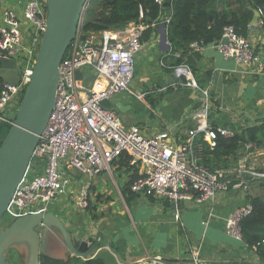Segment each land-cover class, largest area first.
I'll use <instances>...</instances> for the list:
<instances>
[{"label": "built area", "instance_id": "built-area-1", "mask_svg": "<svg viewBox=\"0 0 264 264\" xmlns=\"http://www.w3.org/2000/svg\"><path fill=\"white\" fill-rule=\"evenodd\" d=\"M91 1L84 7L76 36L60 64L55 105L30 167L11 202L9 212L13 218L39 210L51 211L49 207L60 196L68 195L73 184L69 169L87 177L75 201L79 208L87 209L91 180L104 172L112 173L114 163L126 155L139 171V176L131 183V190L174 203L175 218L181 226L178 208L184 201L213 205L219 195L230 190L248 194L255 182L264 179V171L256 159L264 146L245 142L234 166L211 168L204 163L205 144L213 150L220 136L234 137L235 131L204 121L188 130L186 138L180 141L171 139L168 131L146 136L138 126H126L117 111L101 104L120 93H135L131 85L136 56L144 45L143 35L148 25L131 22L122 29L87 31L84 29L85 15ZM156 1L160 5L165 2ZM46 9V0H27L21 11L12 7L4 10L0 20V56L16 60L21 79L10 84L0 78V124L11 125V113L17 111L31 81L47 24ZM172 17L170 10L162 19L166 35ZM205 45L203 40L192 41L190 52H202ZM214 46L225 58L264 69L262 54L232 24L223 27ZM174 69L186 76L187 85L201 93L202 106L193 117L206 118L212 106L209 88L200 86L190 65L182 63ZM79 71H83L84 76L95 75L91 88L77 77ZM135 95L144 96L140 92ZM32 164L38 167V172L29 173ZM252 210L251 201L233 208L224 218L225 232L245 242L242 220ZM198 248L190 247L192 264H201Z\"/></svg>", "mask_w": 264, "mask_h": 264}, {"label": "crops", "instance_id": "crops-1", "mask_svg": "<svg viewBox=\"0 0 264 264\" xmlns=\"http://www.w3.org/2000/svg\"><path fill=\"white\" fill-rule=\"evenodd\" d=\"M26 1L0 0V20L5 9L12 7L21 11ZM170 10L163 12L160 22L146 28L144 45L136 56L131 90L144 96L139 98L131 92L117 95L125 105L121 117L126 126H138L146 136L168 131L171 139L180 141L186 138L188 130L204 121L236 133L259 125L264 118V69L223 57L214 46L217 39L205 42L203 51L194 53L198 58L193 63L187 61L191 52L182 58L181 51L173 49L168 37V43L163 40L160 25ZM244 35L264 59L261 15L251 21ZM182 63L196 70L197 73L193 69L196 80L208 79V83L200 85L208 87L211 93L212 106L206 118L193 117L202 106L201 93L187 85L186 76L174 69ZM124 157L114 163L112 173L104 172L91 180L90 209H81L75 202L87 177L73 169L67 171L73 184L68 195L54 201L51 211L76 236L90 241L100 232L110 236L114 249L131 264H192L190 247L193 246L199 247L201 264H264L254 250L228 235L224 228L226 215L233 208L250 202L251 190L259 191L256 182L248 194L230 190L219 195L213 205L193 201L180 203L181 226L175 218L174 203L126 188L138 169ZM256 159L264 171V150ZM31 167L32 172H38L37 166L32 164ZM260 181L264 184V179ZM108 241L101 236L99 248L108 246ZM55 245L74 256L60 243ZM108 253L110 264H120L112 252Z\"/></svg>", "mask_w": 264, "mask_h": 264}, {"label": "water", "instance_id": "water-1", "mask_svg": "<svg viewBox=\"0 0 264 264\" xmlns=\"http://www.w3.org/2000/svg\"><path fill=\"white\" fill-rule=\"evenodd\" d=\"M88 1L46 0L47 24L41 36L31 81L24 90L17 111L11 113L13 121L0 144V264H9L8 252L22 245L28 250L23 264H41L42 254L54 252L56 245L52 244L53 240L68 253L84 260L112 252L120 264H131L114 249L110 236L100 232L93 241L78 237L52 211L39 210L8 221L5 219L49 121L56 100L60 64L76 36L81 14ZM173 1L165 0L164 5L170 6ZM260 15L259 10H254L253 19L256 21ZM160 27L166 42L165 24L161 23ZM77 77L83 79L87 88L93 86L95 75L84 76V72L79 71ZM0 78L10 84L20 81L21 75L14 58L0 56ZM101 104L120 115L125 112V105L117 96L105 99ZM101 236L108 238V246L99 248Z\"/></svg>", "mask_w": 264, "mask_h": 264}, {"label": "trees", "instance_id": "trees-1", "mask_svg": "<svg viewBox=\"0 0 264 264\" xmlns=\"http://www.w3.org/2000/svg\"><path fill=\"white\" fill-rule=\"evenodd\" d=\"M170 9L173 17L167 29V37L173 49L181 51L182 58L190 54V42L203 40L210 43L221 37L225 25H234L237 32L244 35L254 18V10H262L260 14L264 27V0H174L170 6L160 5L156 0H92L85 15L84 29L95 32L105 29L116 30L124 28L131 22H144L150 28L160 22L165 10ZM194 53L196 52H191L188 57L187 61L190 63L198 58ZM194 71L197 73L195 69ZM195 76L197 78V74ZM207 81L208 79L198 80L201 86ZM9 127V123L0 124V144ZM245 142H255L259 146H264V118L259 125L249 127L234 137L220 136L213 150L205 144L207 156L204 163L211 168L232 167V163L239 158ZM126 158L129 161L127 155ZM138 176L137 170L127 189ZM258 182L256 183L259 191L249 193L253 210L243 218L242 230L247 246L264 261V184ZM90 203L89 201L87 209H90ZM5 217L7 221L13 219L9 213H6ZM18 255L16 260L21 261ZM108 256L110 254L104 252L84 260L71 255L54 257L48 251L41 255V264H110Z\"/></svg>", "mask_w": 264, "mask_h": 264}, {"label": "rangeland", "instance_id": "rangeland-1", "mask_svg": "<svg viewBox=\"0 0 264 264\" xmlns=\"http://www.w3.org/2000/svg\"><path fill=\"white\" fill-rule=\"evenodd\" d=\"M123 123L126 125V122L124 121V119H122ZM261 165V164H260ZM29 173H32V167L31 169L29 170ZM50 210H53L51 209V207H49ZM10 214V212H7ZM6 219V217H5ZM7 222V221H6ZM52 244H57L55 240H53ZM53 251L54 252H51L52 255L54 257H66L67 254L65 253V250L64 249H60V246H56L53 248ZM28 252L27 250V247L22 245V246H15L14 248H12L8 254H7V261L9 264H22L24 263V260H25V257H26V253ZM20 256H19V255ZM18 255L19 258H21V261H18L16 260V256ZM20 262V263H19Z\"/></svg>", "mask_w": 264, "mask_h": 264}]
</instances>
